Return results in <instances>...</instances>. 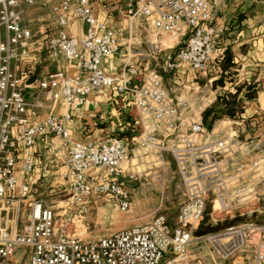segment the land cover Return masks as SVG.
I'll return each instance as SVG.
<instances>
[{"label":"built area","instance_id":"built-area-1","mask_svg":"<svg viewBox=\"0 0 264 264\" xmlns=\"http://www.w3.org/2000/svg\"><path fill=\"white\" fill-rule=\"evenodd\" d=\"M114 1L119 2L120 16L129 21V33L135 28L148 37V43L167 34L185 38L176 55L163 65L165 71L177 72L183 64L196 72L207 69L224 31L217 19L225 0ZM35 3L0 0V264H208L192 255L190 247L196 241L221 260L232 259L253 245L251 264H264V224L244 221L195 236L207 205L215 221L231 213L234 217L236 194L244 188L237 185L253 179L252 191L264 180V130L251 137H242L237 130L212 136L203 124V112L219 98L215 91L193 88L196 101L192 103L183 95L173 99L154 69L132 65L117 74L105 72L103 59L115 54L132 33L118 37L97 18L91 0H55L52 4L54 34L47 40L48 51L53 58L74 60L77 72L47 73L27 98L25 89L30 83L17 64L34 49L25 13ZM72 19L86 24L81 38L69 30ZM104 88L132 93V102L141 117L151 120L150 127L162 122L169 132L165 139L148 132L138 146H150L174 160L185 198L173 231L165 215L155 213L147 221L112 233L83 237L91 203L110 197L122 212L133 204L122 182V166L131 152L127 141L114 136L102 143L74 142L67 126L73 108ZM59 99L67 108L62 116L47 113L39 117L41 109L52 108ZM42 134L58 137L62 143L60 174L69 182L70 198L61 211L31 198L33 146ZM93 168L102 170L105 177L95 180L89 176ZM21 204L24 212L28 210L27 224L18 230L16 225L9 226L8 222L15 221L9 213ZM18 249L24 250V261L15 258Z\"/></svg>","mask_w":264,"mask_h":264},{"label":"crops","instance_id":"crops-1","mask_svg":"<svg viewBox=\"0 0 264 264\" xmlns=\"http://www.w3.org/2000/svg\"><path fill=\"white\" fill-rule=\"evenodd\" d=\"M54 1L36 0L34 5L26 9L25 18L33 31L32 46L34 49L17 64V69L23 77L29 80L37 67L40 68L36 80L25 89L27 98L34 95L38 80L47 73L62 71L67 75H74L77 72V63L74 60L53 58L47 48V40L54 34V19L51 11ZM91 5L97 18L112 27L118 37L127 38L132 33V38L124 42L115 54L103 59L102 68L105 72L117 74L124 66L132 65H139L145 70L154 69L163 78L173 99L178 95H183L189 97L192 103L196 101L193 96L195 87L215 91L219 98L213 105L219 102L221 107L225 106L221 98L229 100L232 94H236L241 106L239 112L234 114V119L224 116L213 123L203 121L207 132L212 133V136H219L237 130L243 136L242 132L247 128L249 134L243 137H251L260 135L264 130V0L224 1L217 19L218 25L223 26L224 31L219 34L216 53L203 72H196L186 64L181 65L177 72L164 70L163 65L172 58L170 51H162L174 47L176 41L174 42L172 37L179 39L176 34L168 35L171 38L166 39L168 40L166 47H161L163 44H157L154 39L148 43V37H144L135 28L129 33V21L120 16L119 2L91 0ZM69 30L77 38H81L85 34L86 24L72 19ZM160 48L161 50L156 51ZM250 84L256 85L253 98L245 96L247 86ZM132 97V93L118 92L115 88H104L98 93H91L82 106L73 108V119L67 123V126L74 142L102 143L111 136H119L131 142V152L122 166V182L132 194L133 207L138 203V198L140 202L148 199L146 194L151 188L143 185L148 175L160 178L161 175L167 174L170 177L176 172L171 155L159 154V151L150 146H138L148 132H152L157 139H165L169 132L162 122L150 127L151 120L140 116L131 100ZM66 109L64 100L59 99L53 103L52 108L41 109L39 117H44L47 113L62 116ZM33 148L35 166L30 175L32 200L42 202L35 198L34 194L37 197L40 196L36 185L38 181L44 179L51 181L50 186L53 187L55 193L62 192V190L69 191V182L64 180L60 174L62 163L60 138L51 134H42L36 138ZM152 170L154 172H151ZM88 175L95 180H102L105 177L102 170L95 168L89 170ZM244 182L237 185L238 188H244L236 194L234 208L237 211H234V215L248 218L238 223L250 221L251 214L262 216L261 213L264 212V180L256 184L252 191L250 184L253 179H245ZM135 190L142 197H138ZM131 209L124 212L121 218L125 223L144 221L149 216L143 215V209L139 211ZM232 215V213L229 214L230 217ZM208 250L212 256L208 264H228L212 261L214 256L209 248ZM192 255L200 257L194 253ZM253 256L254 250L251 245L230 259L232 262L229 264H251Z\"/></svg>","mask_w":264,"mask_h":264},{"label":"rangeland","instance_id":"rangeland-1","mask_svg":"<svg viewBox=\"0 0 264 264\" xmlns=\"http://www.w3.org/2000/svg\"><path fill=\"white\" fill-rule=\"evenodd\" d=\"M168 35L169 34L160 38L157 42L159 43L161 42L160 45H162L163 41H165L167 38H171V36L168 37ZM172 39L174 40V42L176 41L174 43V47L162 51V52L170 51L171 58H173L176 55L177 51L180 49V47L184 45L185 38L177 39L176 37L174 38L172 37ZM161 47H166V45L165 46L162 45ZM222 118L224 117L222 116ZM242 134L243 136L248 135L249 134L248 129L245 128V131L243 130ZM128 144L131 148L132 147L131 142H128ZM151 172H154V170H152ZM48 178L51 179V177ZM50 184L51 181H47L46 179L42 181H38L36 185L37 186L36 189L40 196L37 197L34 194V197L42 200L43 204L49 206H55V208H57V211H61L62 205H65V201H67L70 198L69 191L62 190V192L55 193L53 191V187L50 186ZM136 185L138 186L139 183ZM143 185H145V187L151 188L148 194H146L148 199L145 201H141L142 202L141 203L140 198H138V203L135 206H133L131 210L139 211L143 209L144 210L143 215H149L147 219H145L144 221L149 220L155 213H163L166 217L168 225L173 231L179 205L183 202L185 198V188L180 183L178 175L171 174V176L168 177L167 174H165V175H161L160 178L158 177L155 178V176L148 175L147 180L143 181ZM135 193L138 195L136 190ZM138 197H142V196L138 195ZM97 201H98L97 203H91L90 205L91 206L90 211L86 217V222H85L86 230L83 233L84 238H97L102 235L117 231L126 226H130L142 222L139 221L136 223H125L123 219H121L124 212L120 211L115 207L114 201L110 197L101 198ZM210 212H211V206L209 204L207 205L206 214L204 216L202 223L195 231V236H201L209 232L220 230L226 226L236 224L239 221H243L244 219L248 218L246 216L240 217L238 215H234V217L231 218L227 217L225 219L215 221L214 219L211 218ZM9 214H10V218L16 221V223L15 221L11 223L8 222L9 226L14 227L16 225L18 230H21V228H23V226L27 224L25 221H27L26 218H27L28 210L24 212L23 204H21V206L18 207L17 205H15L13 208H10ZM261 214L263 215L256 216L254 214H251L249 218L254 223L264 224V212ZM1 225L3 226V224ZM23 251H24L23 249H18L15 253V258L24 261L26 257H24L25 255ZM190 251L191 253L196 254V256H200V258L203 259L205 262H209L210 261L209 259L212 257L211 253L208 250V247L205 246L202 242H198V241L194 242L193 246L190 247ZM212 261H215L217 263L221 262L228 264L232 262V260L230 259L221 260L216 257H214V260Z\"/></svg>","mask_w":264,"mask_h":264},{"label":"trees","instance_id":"trees-1","mask_svg":"<svg viewBox=\"0 0 264 264\" xmlns=\"http://www.w3.org/2000/svg\"><path fill=\"white\" fill-rule=\"evenodd\" d=\"M255 86L256 85L251 84L247 86V92L245 94L247 98L254 97V93L256 91ZM221 102L225 105L224 107H221L220 103L218 102L203 112V121H209L210 123H213L214 121L222 118V116L234 117V114L239 112L241 102L236 98V94H232L229 100L224 98V100H221Z\"/></svg>","mask_w":264,"mask_h":264},{"label":"water","instance_id":"water-1","mask_svg":"<svg viewBox=\"0 0 264 264\" xmlns=\"http://www.w3.org/2000/svg\"><path fill=\"white\" fill-rule=\"evenodd\" d=\"M39 71H40V68L37 67V69L35 70L34 74H33V75L31 76V78L28 80V83H33V82L36 80Z\"/></svg>","mask_w":264,"mask_h":264},{"label":"bare ground","instance_id":"bare-ground-1","mask_svg":"<svg viewBox=\"0 0 264 264\" xmlns=\"http://www.w3.org/2000/svg\"><path fill=\"white\" fill-rule=\"evenodd\" d=\"M160 41H161V40H160ZM165 41H166V40H165ZM165 41L162 42L163 46L166 45V43H168V40H167L166 42H165Z\"/></svg>","mask_w":264,"mask_h":264}]
</instances>
